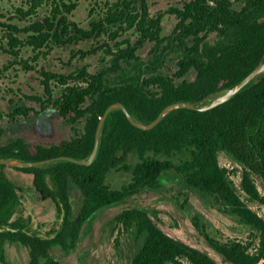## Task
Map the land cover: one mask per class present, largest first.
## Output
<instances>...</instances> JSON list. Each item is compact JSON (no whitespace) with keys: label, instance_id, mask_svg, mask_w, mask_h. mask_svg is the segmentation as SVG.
Listing matches in <instances>:
<instances>
[{"label":"trees","instance_id":"1","mask_svg":"<svg viewBox=\"0 0 264 264\" xmlns=\"http://www.w3.org/2000/svg\"><path fill=\"white\" fill-rule=\"evenodd\" d=\"M75 6L76 2L66 0H31L29 6L4 10L0 4V29L7 40L4 49L16 57L29 45L38 57L55 46L102 34L117 43L122 31L133 29L136 38L103 43L108 57L103 60L108 63L95 71L84 65L66 74L43 71L46 103L67 123L81 121L82 129L73 126L70 138L32 148L20 138L2 143L4 129L0 126V157L87 159L97 124L111 103L122 102L137 121L148 123L172 102L209 103L211 96L221 94L264 61V0H187L182 7L170 8L177 21L168 34H162V14H150L147 0H115L103 16L91 20L90 27L70 19ZM14 19L25 24L20 26ZM211 32L215 34L212 40L208 38ZM148 42V56L142 58L138 50ZM96 51L78 49L72 56L84 58ZM171 60L176 69L170 75L162 69ZM50 79L60 87L56 98ZM36 100L43 101L39 96ZM46 108L47 104H41V109ZM30 111L20 106L8 115L27 117ZM4 115L0 111V119ZM221 152L239 168L221 165ZM6 166L0 163V243L17 241L26 246L28 264H60L50 253L52 246L75 247L83 225L101 208L168 183L167 170L174 171L171 180L181 179L221 201L226 211L249 227V236L220 240L205 234L210 246L222 255L224 263H220L208 252L166 233L147 209L124 208L114 217L119 231L142 236L129 264H264V217L247 203L248 199L264 203V72L215 107L204 111L175 108L149 129L133 125L121 108H113L102 125L97 154L88 165L58 159L36 166H12L32 173L39 196L54 202L61 221L52 235L29 232L27 220L15 216L22 203L20 187L5 174ZM113 169L128 172L130 180L120 188L111 187L107 176ZM238 171L239 189L246 199L232 178ZM70 183L82 194L76 212ZM0 263L8 264L1 246Z\"/></svg>","mask_w":264,"mask_h":264},{"label":"rangeland","instance_id":"2","mask_svg":"<svg viewBox=\"0 0 264 264\" xmlns=\"http://www.w3.org/2000/svg\"><path fill=\"white\" fill-rule=\"evenodd\" d=\"M30 1L0 0V4L4 10H12L19 5L29 6ZM66 1L76 2L69 16L70 19L82 27H90L91 20L103 16L115 0ZM185 1L187 0H147L150 14L156 15L159 12L162 14V34H168L177 21L175 13L170 11V8L182 7ZM14 21L20 26L25 24L24 21L18 19ZM214 36L215 34L211 32L208 38L212 40ZM135 38L136 32L130 29L122 31L115 40L120 43L126 39L134 40ZM6 41L0 29V111L5 113L0 119V126L4 129L1 142L7 143L20 138L33 148L35 144L49 145L61 139L70 138L74 133L73 126L82 129L81 121L73 124L67 123L52 108V104L46 103L43 71L66 74L83 65L87 66L89 71H95L108 63V60H103L105 56L108 58L103 51L105 48L103 43L109 42L113 45L117 44L116 41L110 39L107 34H102L94 39H83L55 46L48 54H40L38 57H34L35 52L29 45H24L19 55L13 57L3 47ZM150 46L149 42L144 44L139 48L138 54L146 58ZM90 48H95L97 51L84 58L77 55L72 56L74 50ZM175 69L176 65L171 60L162 70L171 75ZM192 75L190 73L188 78ZM48 83L53 88L54 98H56L60 88L58 83L55 79H50ZM37 96L43 101H37ZM215 96H211L208 100ZM41 104H47V108L41 109ZM20 106L31 108L29 116L11 118L8 114ZM130 160L134 159L130 158ZM219 162L229 169L239 168L223 152L219 154ZM3 171L20 187L19 194L22 203L15 216L21 215L27 220L29 232L43 237L52 235L57 230L61 218L55 209L54 202L50 198L42 199L39 196L33 185V174L12 166L4 167ZM165 177L168 178V183L153 189H144L122 201L101 208L85 222L75 247L63 250L55 245L50 248L51 255L60 264H118L117 254L124 250L122 247L130 255V247L133 251H137L142 242V236H136L133 232L119 231L114 217L124 208L137 206L147 209L156 223L169 235L208 252L217 261L224 263L222 255L210 246L205 234L220 240L231 238L246 240L250 233L249 227L237 216L226 211L221 201L203 195L181 179L171 180L174 177V171L167 170ZM232 178L241 197L246 199L245 194L239 189V171L233 174ZM129 180V173L119 169H113L107 176V181L113 188H120L124 182ZM256 182L260 191L263 192L259 181ZM69 192L74 212H76L82 202L81 191L76 184L70 183ZM247 203L264 217V203L249 199ZM0 246L4 248L8 264H28L30 254L23 244L17 241H3Z\"/></svg>","mask_w":264,"mask_h":264},{"label":"water","instance_id":"3","mask_svg":"<svg viewBox=\"0 0 264 264\" xmlns=\"http://www.w3.org/2000/svg\"><path fill=\"white\" fill-rule=\"evenodd\" d=\"M264 72V61L260 62L259 64H257L245 77H243L239 82H237L236 84H234L233 86L229 87L228 89H226L224 92H222L221 94L213 97L209 103L204 104V105H197V104H193L189 101H176V102H172L168 105H166L159 113L158 115L150 122L148 123H142L140 121H137L132 115L131 113L127 110V108L125 107V105L120 102V101H116L111 103L110 105L107 106V108L105 109L103 115L100 117V120L97 124L96 127V131H95V140H94V146L93 149L90 153V155L88 156L87 159H78L72 156H67V155H60L57 157H52V158H48V159H42V160H21L18 158H13V157H0V163L2 164H6L9 166H16V167H29V166H36V165H42L54 160H58V159H66V160H71L74 161L76 163L79 164H90L96 154H97V150H98V144H99V138H100V132H101V128L102 125L104 123V120L106 118V116L108 115V113L113 109V108H121L124 113L126 114L128 120L135 126L143 128V129H149L153 126H155L160 119L169 111L175 109V108H179V107H187V108H191V109H197V110H208L212 107L217 106L218 104L228 100L229 98H231L234 94H236L239 90H241L247 83H249L253 78H255L258 74ZM167 182V180H165Z\"/></svg>","mask_w":264,"mask_h":264},{"label":"flooded vegetation","instance_id":"4","mask_svg":"<svg viewBox=\"0 0 264 264\" xmlns=\"http://www.w3.org/2000/svg\"><path fill=\"white\" fill-rule=\"evenodd\" d=\"M131 250L129 251L130 252V255H128L127 251H125V248L122 247V250L121 253L117 254V262H119L118 264H129V262L131 261L135 251H133V248L130 247ZM121 250V248H120Z\"/></svg>","mask_w":264,"mask_h":264}]
</instances>
